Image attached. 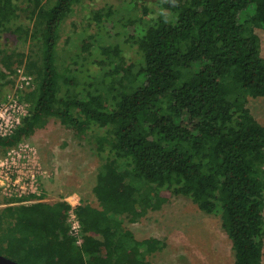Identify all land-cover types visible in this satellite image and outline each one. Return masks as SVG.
I'll return each mask as SVG.
<instances>
[{
    "label": "trees",
    "instance_id": "16d2710c",
    "mask_svg": "<svg viewBox=\"0 0 264 264\" xmlns=\"http://www.w3.org/2000/svg\"><path fill=\"white\" fill-rule=\"evenodd\" d=\"M83 1L0 0V37L15 34L34 54L0 46V102L19 66L36 82L21 94L30 115L0 138V154L56 118L95 145L103 161L94 186L98 206L82 201L77 208L81 245L70 233L64 199L25 204L29 197L0 196V253L21 264H152L163 242L136 238L124 219L137 222L181 195L205 213L221 211L232 264H263L264 125L248 104L264 98L256 31L264 27V0H166L169 13L135 20L141 24L128 41L137 62L128 63L120 43H102L94 61L110 70L81 86L78 58L66 64L58 45L62 25ZM20 11L29 24L17 23ZM93 12L98 23L117 13ZM93 38L84 40L82 54L93 55Z\"/></svg>",
    "mask_w": 264,
    "mask_h": 264
},
{
    "label": "rangeland",
    "instance_id": "374dc122",
    "mask_svg": "<svg viewBox=\"0 0 264 264\" xmlns=\"http://www.w3.org/2000/svg\"><path fill=\"white\" fill-rule=\"evenodd\" d=\"M165 1L84 0L75 8L62 25L58 47L60 58H65L66 64L78 58L76 75L81 86L102 77L110 70L109 67L101 66L94 61L100 57L99 46L102 43H120L128 63L137 62L139 57L137 47L128 41L130 34L141 24L135 23V20L154 22L159 14L168 12L164 8ZM106 8L117 11L113 15V20L104 19L103 23L95 21L93 11ZM247 13L248 10L243 12L242 17ZM20 14L17 23L29 24L26 11H20ZM130 20L134 23L131 24ZM256 31L261 38L264 57V27ZM90 34L94 37L93 55L82 54L83 42ZM1 35L0 46L9 53L24 52L34 55L29 42L17 40L15 34ZM84 56L87 58L84 59ZM33 77L34 89L36 82L34 75ZM13 88L8 90L7 95L14 90ZM248 106L255 118L264 125V98L250 97ZM29 142L37 152V162L50 173V176L41 180L40 199L54 203L65 199L69 194L77 193L81 197V202L98 206L94 186L103 161L96 154L95 145L79 140L71 129L56 118H50L44 128H38L29 138ZM3 201L0 198V208L5 206ZM124 220L126 227L136 238L155 237L163 242V248L149 257L152 264H232L235 260L232 241L222 226L221 211L205 213L189 197L171 195L161 209L150 211L141 220L137 222Z\"/></svg>",
    "mask_w": 264,
    "mask_h": 264
},
{
    "label": "built area",
    "instance_id": "2783aa9c",
    "mask_svg": "<svg viewBox=\"0 0 264 264\" xmlns=\"http://www.w3.org/2000/svg\"><path fill=\"white\" fill-rule=\"evenodd\" d=\"M14 79V90L0 102V138L13 135L23 119L30 115V106L21 100V94L33 89L34 77L26 73L25 68L19 67ZM36 154L29 139L0 154V196L16 201L29 197L22 201L25 204L42 200L41 180L50 176V173L37 162ZM64 200L70 204L67 213L70 233L81 245L82 227L77 214V208L82 203L81 197L73 193Z\"/></svg>",
    "mask_w": 264,
    "mask_h": 264
},
{
    "label": "water",
    "instance_id": "95a60500",
    "mask_svg": "<svg viewBox=\"0 0 264 264\" xmlns=\"http://www.w3.org/2000/svg\"><path fill=\"white\" fill-rule=\"evenodd\" d=\"M0 264H21L18 261L11 259L3 254H0Z\"/></svg>",
    "mask_w": 264,
    "mask_h": 264
},
{
    "label": "crops",
    "instance_id": "0c3cea01",
    "mask_svg": "<svg viewBox=\"0 0 264 264\" xmlns=\"http://www.w3.org/2000/svg\"><path fill=\"white\" fill-rule=\"evenodd\" d=\"M70 195V194H69ZM43 201V200H42Z\"/></svg>",
    "mask_w": 264,
    "mask_h": 264
}]
</instances>
